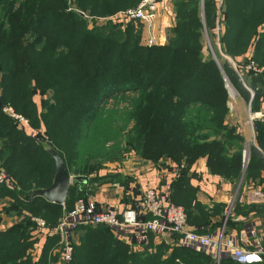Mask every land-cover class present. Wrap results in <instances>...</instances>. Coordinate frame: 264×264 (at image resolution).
I'll return each mask as SVG.
<instances>
[{
	"label": "trees",
	"instance_id": "16d2710c",
	"mask_svg": "<svg viewBox=\"0 0 264 264\" xmlns=\"http://www.w3.org/2000/svg\"><path fill=\"white\" fill-rule=\"evenodd\" d=\"M140 1L0 0V168L13 185H0V200H7L2 207L5 215H0V264L58 262L57 238L48 258H44L46 243L41 254H34L30 218L40 216L29 212H42L41 219L54 227L62 207L71 210L72 197L83 194V183L69 188L63 206L41 198L31 200L29 195L52 182L54 163L46 153L48 148L61 158L69 176L98 174L97 163L88 165L97 154L81 159L78 147L100 118L101 101L113 94L133 95L126 97L132 103L126 115L132 122L126 135L131 151L151 161L166 158L193 163L204 158L211 175L233 185L238 181L244 139L227 123L224 77L235 89L244 91L238 75L225 61L220 62L219 53L215 52L219 66L203 54L202 30L213 35L218 22L222 53L230 56L238 69L250 63L260 69L258 74L240 72L253 94L250 97L245 91L247 98L258 112L264 105V0H222L219 11L215 0H204L202 19L199 0H171L173 27L163 45L150 47L140 44L136 33L131 36L130 28L142 23L100 20L115 15L122 4L135 7ZM120 25H127L125 32L120 31ZM5 105L27 119L37 137L19 129L2 112ZM254 125L258 148L249 146L243 183L256 179L264 167V122ZM180 174L170 183L175 186L170 199L176 205L185 186ZM263 183L264 179L259 185ZM234 207L239 208L240 217L252 212L264 217V207L246 206L237 198ZM186 210L188 224L200 233H213L221 226V220L210 225L209 214L199 207ZM227 225L226 234L230 230L239 233L243 227L235 220ZM71 243L68 264H215L202 252L161 240L131 249L104 227H80L72 234ZM219 264L236 263L225 258Z\"/></svg>",
	"mask_w": 264,
	"mask_h": 264
},
{
	"label": "rangeland",
	"instance_id": "374dc122",
	"mask_svg": "<svg viewBox=\"0 0 264 264\" xmlns=\"http://www.w3.org/2000/svg\"><path fill=\"white\" fill-rule=\"evenodd\" d=\"M157 5L161 8V1L157 0ZM170 5V2H168ZM199 4V17L203 18V5ZM121 8L119 11H124L126 9L133 8L126 6V4H122L118 6ZM129 7V8H126ZM115 8H117L115 6ZM163 8V7H162ZM161 14H164L165 11L160 10ZM219 17V14L217 15V18ZM101 19V17H100ZM158 19V18H157ZM157 19L149 26L147 27L146 24L131 27V36L136 33V36L140 42V44L150 47L153 45H163L166 42L167 36H168V30L169 28L172 29L173 23L168 24L169 26H166L167 28L163 30L162 23L157 24ZM200 19V20H201ZM170 20V19H169ZM95 22H101L99 19H96ZM91 23V20H90ZM217 25V23H216ZM120 31L125 32L127 29V25H120L119 26ZM170 29V30H171ZM164 31V33L162 32ZM264 31V28L262 29ZM155 32V33H154ZM207 32V33H206ZM158 34V35H157ZM203 34V54L205 56H210L213 61L219 66V61L216 59L215 52L219 53L220 56V62L221 60L225 61L230 69H232L237 75H238V81L239 85L241 86V89L244 91V94L241 91H238L235 89L232 84L228 81L227 78L224 77V84L227 91V108H228V117H227V123L229 126H232L235 128V130L239 132H244V134H240L241 137L244 139L243 142V150H242V172L241 175L238 178V181L233 185L228 182L222 181L223 186H229L225 188V191L221 192L220 190L222 188L220 183H218L215 190H217L218 194L223 195L222 197H226V200L224 204L226 206L221 207L222 205H219V201L222 197L218 198H210L203 192H201L198 187H196L193 182H197L198 180L192 175L193 171L195 169L201 168L204 169V171L208 174V176L211 175L204 163V158H199L193 163H186L185 160H181L179 163H174L172 161L166 160V158H160L158 161H151L147 160L143 157H141L138 153L131 151V146H128L126 143V135L131 130L132 122H130L126 115L129 111L132 110V103L129 102V97L132 94L125 95V97L121 96L120 94H113L112 96L105 98L101 101V113L100 118L97 119L96 123L93 125L91 129H88L85 135L82 136V140L79 143L78 147V157L80 156L81 159H85L87 157H94L95 154H97L96 158H92L88 165L91 166L94 163H97L99 165L98 174L95 175V172L90 176L82 177L80 175H70L71 182L73 184L83 183L82 181L88 182L89 187L81 185L80 188L84 191H82V195L76 196L75 193L74 197H72L73 202L75 203L77 200L82 199L83 197L86 198L89 195H93L94 190H91V187L97 186L99 187L102 185V183L109 181L113 187L115 188L117 185L115 183H122L124 186L123 189L125 191L129 189L128 182H133L136 180V177L143 176V173L148 170H155L156 173H161V175H164V172H167L170 174L171 182L174 179L176 181L177 178H179V174L182 176V181L185 183V186L183 189H181L180 194L177 195V200L175 199V202L178 206L182 207L185 212L187 213L186 208H201L204 212H207L209 214V224L212 226H215L216 222H219L221 220V225H227L228 221L229 223L231 220H236V216H239L238 211L239 208L234 207L235 202L233 203V206L231 210L228 209V203L231 202L233 195L237 194L240 195V190L242 188L249 189L250 187L259 185L261 181L264 179V167L258 171L259 176L256 179L245 180L246 183H243V177L245 172V168L249 161V146H257L256 137L257 132L255 130V122L263 123L264 117L259 118L256 116L258 112L262 110L264 105L261 107V109L257 111H253V107L251 106V100L249 101L246 95V92L248 93V96H253L252 91L248 89L246 84L243 82L241 71H250L254 74L260 73V69L255 67L253 64H247L239 69L237 68V65L234 63L233 59L222 53L220 49V42H219V30L216 28L213 31V35L207 30H202ZM162 35V36H161ZM133 98V95H132ZM131 98V99H132ZM6 115V114H5ZM25 119V118H24ZM27 120V119H26ZM28 122V120H27ZM29 126V122H28ZM250 127L253 128V135L250 133ZM32 131V130H31ZM33 133H36L35 130H33ZM204 133V132H203ZM30 135V133H27ZM244 154V155H243ZM264 155V154H263ZM79 170H81L79 168ZM174 171L177 176L173 177V174H171V171ZM182 171V172H181ZM170 172V173H169ZM95 176V177H94ZM81 177V178H80ZM94 177V178H93ZM241 180V181H240ZM199 182V181H198ZM242 182L243 185H241V189L237 193L238 184ZM77 186V185H76ZM139 186H135V189H138ZM79 189V187H77ZM173 189H175V186H170L169 184V191L173 195ZM224 189V188H223ZM18 190V189H16ZM131 192L133 190L130 189ZM84 193L86 195L84 196ZM22 196V195H21ZM220 196V195H219ZM122 203H129V207H133L135 205L134 201H132L128 194H123L121 197ZM7 200H3L1 202L6 204ZM133 202V203H132ZM217 202V203H216ZM0 204V207H1ZM74 205V204H73ZM234 207V208H233ZM22 212H25L24 210ZM29 215L34 216H40L39 219H43L44 214L40 211H30ZM195 214V213H193ZM0 215L4 216L5 213L3 210H0ZM63 211L62 215L58 218L61 219L63 217ZM9 218V217H8ZM37 218V217H36ZM41 219V220H42ZM44 220V219H43ZM217 220V221H215ZM228 226V225H227ZM209 228V227H208ZM38 243V239L36 244Z\"/></svg>",
	"mask_w": 264,
	"mask_h": 264
},
{
	"label": "built area",
	"instance_id": "2783aa9c",
	"mask_svg": "<svg viewBox=\"0 0 264 264\" xmlns=\"http://www.w3.org/2000/svg\"><path fill=\"white\" fill-rule=\"evenodd\" d=\"M203 1L199 0L201 5ZM156 2L157 0H141L133 8L119 11L111 17L100 20L110 19L122 24L136 21L150 26L161 15L160 10L164 11ZM221 2L222 0H215L217 11L220 10ZM217 20L219 21V18ZM217 29L220 31L218 22ZM1 110L16 123L19 129L29 132L32 137H37V132L33 133L29 129L27 120L17 114L13 108L5 105ZM256 116L258 119L264 117V107ZM193 173L197 180L203 179L201 169H195ZM171 174L176 177L177 171L175 173L172 170ZM0 185L13 188L11 180L1 168ZM240 189L241 182L238 184L237 193ZM240 194L242 200L240 199L239 202L264 207V183L249 189L242 188ZM236 197L237 194L228 203L229 210ZM30 221L34 225L33 238H57L56 264H68L71 261L72 234L80 227L107 228L115 239L124 242L131 249L146 246L150 240H161L170 246L202 252L212 257L215 264H219L225 258L236 264H259L264 260L263 240L258 236L254 226H246L236 234H226L224 225L213 233L206 231L200 233L197 228L188 224L185 210L171 201L169 185L163 190L156 186L146 187L135 205L122 211L114 206L97 205L91 199L82 198L74 203L71 210L65 211L63 217L52 228L36 217H31Z\"/></svg>",
	"mask_w": 264,
	"mask_h": 264
},
{
	"label": "crops",
	"instance_id": "0c3cea01",
	"mask_svg": "<svg viewBox=\"0 0 264 264\" xmlns=\"http://www.w3.org/2000/svg\"><path fill=\"white\" fill-rule=\"evenodd\" d=\"M160 1H161L160 4L163 7L165 12H164V14H161L160 16H158L157 24L162 23L163 25H165V27L162 26L163 30H165L167 28L166 26H169L168 25L169 23L172 24L174 13H173V9H172L171 0H160ZM168 2H170V5ZM147 27H149V26H147ZM163 30H162V32L164 33ZM250 131H251L250 133L252 134V136H254L253 135L254 131H253L252 127H250ZM239 133L241 135L244 134V132H242V131ZM199 169H201V168H199ZM201 171L203 173V179L198 180L199 182L194 181L193 184H195L196 187H198V189L201 192H203L204 194H206L207 196H209L212 199L214 196H215L214 197L215 199L218 197H222L223 195L218 194L219 191L217 192V190H215L218 183H220V185H221V187H218V188H222L220 190L221 192L225 191V188L229 187V186H225V185L223 186L222 180L219 179L218 177L208 176V174L204 171V169H201ZM171 179L172 178L170 177V174H168L167 172H164V175H161L160 172L156 173L155 170H148V171H145L143 173V176H141L140 178L136 177V180H134L133 182H128V185L130 188L127 189L126 191H125V189H123L124 186L122 185V183H115L117 186L115 188H112L113 185L109 181H106V182L102 183V185H100L99 187H97V186L91 187L90 189L94 190V193H92L93 194L92 196L91 195L87 196L86 199L93 200V202H95L97 205L99 204V205L114 206L115 208H117V210L122 211L125 208H129V206H130L129 203H122L121 197L123 194H128V197L132 201H134V203H136L138 201V199L140 198L142 191H144V189L146 187L156 186L159 189L163 190L166 186H168L171 183ZM136 185L139 186L138 189H135ZM84 186L89 187L88 182L86 184H84ZM130 189L133 190V192H131ZM85 195H86V193H84V196ZM240 197H241V194L236 197L238 201H240V199L242 200V197L241 198ZM225 200H226V197H222L221 200L219 201V204H222V203L224 204ZM2 201L3 200H0V204ZM241 203L243 204V202H241ZM4 206H5V204L1 205L0 210ZM246 206H250V205H246ZM259 208H263V207L259 206ZM62 211H63V214L66 211L64 206L62 207ZM7 221H8L7 224L9 225L10 224L9 222L11 221V219L8 218ZM235 221L240 222L243 225L242 229L246 226H254V228L258 232V236L260 237L261 240H263L262 245L264 246V243H263L264 242V217H262L259 214L257 215L254 212H252L251 215H249V217H240V216L236 217ZM230 232L232 234L237 233L234 230H232V231L230 230ZM37 239H38V243L35 246ZM53 241H54L53 238L52 239L49 238V242L46 240V238H36L34 241L35 242L34 243V246H35L34 254L35 253L41 254V250L46 243L48 247L46 246L44 258H48L50 255V252L52 251L51 250L52 249L51 244ZM261 264H264V262H262Z\"/></svg>",
	"mask_w": 264,
	"mask_h": 264
},
{
	"label": "water",
	"instance_id": "95a60500",
	"mask_svg": "<svg viewBox=\"0 0 264 264\" xmlns=\"http://www.w3.org/2000/svg\"><path fill=\"white\" fill-rule=\"evenodd\" d=\"M46 153L54 163L52 182L47 188L33 190L29 195V199L41 198L47 203L63 206L72 185L71 178L57 153L52 148L46 149ZM241 237L243 238V236Z\"/></svg>",
	"mask_w": 264,
	"mask_h": 264
}]
</instances>
